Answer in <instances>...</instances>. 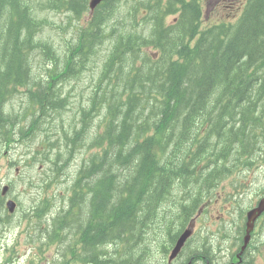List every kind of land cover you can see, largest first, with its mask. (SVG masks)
<instances>
[{
    "label": "trees",
    "instance_id": "trees-1",
    "mask_svg": "<svg viewBox=\"0 0 264 264\" xmlns=\"http://www.w3.org/2000/svg\"><path fill=\"white\" fill-rule=\"evenodd\" d=\"M29 1L0 0V145L15 141L16 133L2 124L8 97L26 91V112L42 125V117H59L63 110L54 82L75 77L95 53L102 51L105 61L88 104L82 105L84 98L72 127L62 131V143L58 137L40 142L49 147L41 157L48 165L43 170L40 164L33 183L44 196L34 230L25 231L38 251L26 264L53 262L46 253L52 246L60 247V264H70V257L80 264H166L169 247L213 197L212 189L235 167L251 169L264 160L257 157L264 144V0H246L232 21L202 28L191 5L165 25L178 2L163 12V5L145 0L150 13L144 21L151 25L137 30L132 9L127 28L103 33L108 6L81 29L83 38L70 45L71 57L57 74L55 51L48 54L54 45L49 37L36 38L32 13L61 1L79 16L87 0ZM105 42L107 47H95ZM34 47L37 56L30 52ZM32 64L44 73L37 82ZM102 79L113 89L97 91ZM30 132L20 128L18 140ZM83 149L87 154L55 208L58 197L49 187ZM155 250L160 257L152 260Z\"/></svg>",
    "mask_w": 264,
    "mask_h": 264
},
{
    "label": "rangeland",
    "instance_id": "rangeland-1",
    "mask_svg": "<svg viewBox=\"0 0 264 264\" xmlns=\"http://www.w3.org/2000/svg\"><path fill=\"white\" fill-rule=\"evenodd\" d=\"M48 1L49 0H47V4L52 5V3ZM144 1L145 0H129L128 3L124 5H114L112 9H116V11L114 13L113 11L110 12L112 9L109 11L111 14L108 16L107 23L101 27L103 33H108L111 29L120 32L127 28L133 23V19L128 14L132 9V16L134 14L135 16L133 18L134 20L137 19L136 22H138L135 28L140 30L145 24L142 9L147 8L144 5ZM230 1L232 0L220 1V5L215 9H211L206 17L203 15V12H201L199 18L200 27L202 28L209 23L220 21L225 15L229 17V22L232 21L235 16L237 17L246 0H234V8L227 13L224 11V9H226L224 6ZM29 2L31 3V0ZM137 2L139 3L138 5H136ZM57 4L59 5L56 6V8H51L50 10L35 8L32 13L35 22L38 23L36 26V38L39 37L40 39L48 40L49 37L54 45L48 52V54H51L55 51L53 56L59 61V67H56L54 74L60 72L66 56L70 59L72 53H69L70 45L76 43L78 39L81 40L83 38L81 29L86 27L89 21L87 13L79 15L80 17L75 16L72 12H69L68 9L66 10L63 8L61 1ZM171 20L172 17L169 16L166 22L169 23ZM117 22L120 23L112 26ZM57 30H59V32ZM71 40H73L72 43H70ZM106 43L107 42L101 46L96 45L95 47H107ZM34 44H37L36 41ZM35 48L36 47L30 50V52L37 56L39 52L37 48ZM99 50L100 48H96V51ZM146 51L151 55L154 54L153 49ZM103 58L102 51L99 54L95 53L91 56L87 67L75 75L76 78L73 77L64 82L60 79V81L56 80L54 82L56 89L61 91L59 99L62 100L63 110L59 117L53 116L51 118L49 115H47V117H42V120H44L42 125L39 123L35 126L36 117L26 112L28 110V103L25 99V96L28 98L26 91L21 90V92L13 94L4 102L2 124H4L5 128L10 129L16 134L11 135L15 141L10 143L9 147L0 145V186L2 184L9 185L10 196L18 201L19 211L17 216L13 219V225L5 230V232L0 231V262L6 247H9L13 241L17 239L20 246L17 248V254L13 264H26L31 247L29 245H22L23 225L22 227L21 225H17L16 221L21 211H29L39 200V197H41L40 193L34 192L33 188L35 186L33 183H38L37 177L40 168H42L40 164H43V170L47 169L48 162H46L47 160L42 161L41 157L49 147L47 144L41 145L40 142L43 140L49 142L55 141L58 137L59 141L62 143V131L72 127V122L76 118L80 103L85 98L86 101L83 102L82 105L86 106L94 88L96 89L98 80L102 75L105 61ZM49 61L48 59L47 62ZM32 66V76L37 82L39 77H44V73L37 64H32ZM99 82L100 88L97 89V91L100 93H106L105 91L108 92L114 87V83L108 79H102ZM34 89L36 90V88ZM92 124L93 126H97L98 120H93ZM20 128H27V131L33 132H30L26 138L19 141L18 131H20ZM86 154L87 151L83 149L74 155L67 168L63 171L60 181L51 184L49 187L51 194L58 197V200L54 201L55 208L59 206L58 201L60 196L67 188L68 182L66 183V180H69L75 175ZM47 156H51L50 151ZM262 156H264V144H262L261 155L257 157L260 159ZM32 158L34 161L32 160L31 163L26 166L25 161L27 159L31 160ZM10 163H13L14 166L11 167ZM16 168L18 169L17 172L15 171ZM64 173H67V175L65 176ZM38 191H40L39 188ZM214 192L219 196L218 202H205L202 205V210H199L200 212L195 231L202 234V236H197V234L195 236L193 235L190 244L185 250L183 249L184 253L187 254V258H191L194 255H202L203 261L201 262L199 259L201 264H205L206 261L212 262L221 255L218 250L222 247H228V242L232 239L234 231L239 229V222L243 218L244 211L246 213L250 208L256 207L258 202L263 198L264 164L262 163L259 165L256 163L251 169L243 167L238 169V167H235L225 179L220 182ZM261 223H264V217L261 219ZM262 231L264 233V230ZM206 233L209 235H206ZM223 235H226L225 240ZM261 239H264V235L261 236ZM261 246L262 249L260 252H264V245L261 244ZM55 248L56 247H53L50 250V254L52 253V258L57 260L59 256ZM192 248L196 250L199 249V251L192 254L193 252L190 251ZM222 252L226 253L227 251L222 250ZM160 253L161 251L155 250L149 258L156 260L160 257ZM208 256L212 258V261L211 259L209 261ZM262 263H264V260H262Z\"/></svg>",
    "mask_w": 264,
    "mask_h": 264
},
{
    "label": "flooded vegetation",
    "instance_id": "flooded-vegetation-1",
    "mask_svg": "<svg viewBox=\"0 0 264 264\" xmlns=\"http://www.w3.org/2000/svg\"><path fill=\"white\" fill-rule=\"evenodd\" d=\"M111 0H105L103 2H101L99 5H97L95 7V9L93 10V15L96 14L97 12H99L100 10H102L105 5L109 6L112 5V3L110 2ZM129 0H119V5H124L126 3H128ZM152 2H158L159 4L163 5L164 7L162 8L163 12H168L170 11V7L168 5V2L170 0H151ZM174 2L177 1L178 3H175L174 6L171 8L174 10V14L173 15H179V13H181V10L184 11H189L190 9H192L191 6H193L194 8H196L200 14L201 12H203V14H205L206 16L208 15V12L211 9H215L216 7H218L220 5V1L223 0H173ZM234 0L230 1L226 6H224L226 9H224V11H226L227 13H229L233 8H234ZM191 5V6H189ZM203 9V10H202ZM142 12H147V9H142ZM225 17H227V15H225ZM176 20L173 19V22H175ZM165 22V21H164ZM223 22V21H221ZM216 195V193H215ZM217 198L219 199V196H217ZM8 200L7 198L0 196V206L4 205L5 201ZM264 217V212L255 220L254 223V229L249 233V239L248 242L246 244V247L243 249L244 246V237L246 236L245 230L244 232H240V231H234L233 235H232V239L228 242V247L226 248H221L220 250H218L219 253H221V255H219L215 260L212 261V258L210 256L209 257V261L211 259L212 262H208L206 261L205 264H264L262 263V260H264V252H260L262 249L261 244L264 245V239H261V236L264 235L263 232H259L257 231L258 228L262 227L261 223V219ZM197 236H202V234L196 232L194 235ZM206 235H209L206 233ZM224 240L226 235H223ZM192 240V239H191ZM191 240L188 242L187 246L190 244ZM261 243V244H260ZM222 250H226L227 252L224 253L222 252ZM191 252H193L192 254H194L195 252L199 251L192 248L190 250ZM184 252V251H183ZM180 255V257L182 258H186L187 254L183 253ZM215 253V252H213ZM197 259L203 261V257H200L199 255H194L191 258H187V263L186 264H201L198 263L199 261H197ZM195 261V262H193ZM3 264V263H1ZM185 264V262L183 263Z\"/></svg>",
    "mask_w": 264,
    "mask_h": 264
},
{
    "label": "water",
    "instance_id": "water-1",
    "mask_svg": "<svg viewBox=\"0 0 264 264\" xmlns=\"http://www.w3.org/2000/svg\"><path fill=\"white\" fill-rule=\"evenodd\" d=\"M100 1H102V0H90V3H89L90 10H92ZM6 191H7V187H3L2 188V194H5ZM6 207H7L8 211L12 212L13 209H14V203L13 202H8L6 204ZM191 228H192V224L189 225L188 229L183 231L182 234L178 237V240H177L175 246L173 247V249H172V251H171V253L169 255V258H168L169 261H171L178 254V252L180 251L181 247L183 246V243H184L185 239L192 232Z\"/></svg>",
    "mask_w": 264,
    "mask_h": 264
},
{
    "label": "bare ground",
    "instance_id": "bare-ground-1",
    "mask_svg": "<svg viewBox=\"0 0 264 264\" xmlns=\"http://www.w3.org/2000/svg\"><path fill=\"white\" fill-rule=\"evenodd\" d=\"M151 1V0H150ZM139 3L137 2V4L136 5H138ZM139 6H141V5H139ZM91 13V12H90ZM157 44V43H156ZM27 129V128H26ZM193 129V128H192ZM191 131H193V130H191ZM22 132V131H21ZM12 134V133H11ZM148 169V168H147ZM200 257H203L202 255H200Z\"/></svg>",
    "mask_w": 264,
    "mask_h": 264
}]
</instances>
